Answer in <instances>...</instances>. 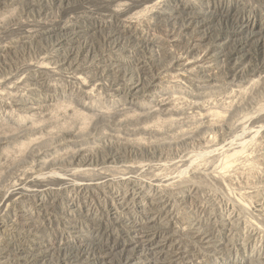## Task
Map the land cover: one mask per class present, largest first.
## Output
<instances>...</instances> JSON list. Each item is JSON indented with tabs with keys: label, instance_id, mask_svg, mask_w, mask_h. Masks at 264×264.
I'll list each match as a JSON object with an SVG mask.
<instances>
[{
	"label": "rangeland",
	"instance_id": "1",
	"mask_svg": "<svg viewBox=\"0 0 264 264\" xmlns=\"http://www.w3.org/2000/svg\"><path fill=\"white\" fill-rule=\"evenodd\" d=\"M0 264H264V0H0Z\"/></svg>",
	"mask_w": 264,
	"mask_h": 264
},
{
	"label": "bare ground",
	"instance_id": "2",
	"mask_svg": "<svg viewBox=\"0 0 264 264\" xmlns=\"http://www.w3.org/2000/svg\"><path fill=\"white\" fill-rule=\"evenodd\" d=\"M239 153L242 155V153H241V152H239ZM236 154H237V156H238V152H237ZM236 154H235V155H236ZM232 155H234V153H233ZM235 155H234V156H235ZM241 155H240V156H241ZM237 156H236V158H237ZM232 158H233V157H232ZM236 158H235V159H236ZM228 159H229V157H228ZM235 159H234V161H235ZM232 160H233V159H232ZM226 162H227V161H226V159H225L224 163L222 164V165H223V167H224V165H226V164H227L226 166H227V167H229V168L233 166V165H231V166L229 165V163H228V162H229V160H228V162H227V163H226ZM230 164H231V159H230ZM228 165H229V166H228ZM226 166H225V167H226ZM225 167H224V169L226 170V168H225ZM222 169H223V168H222Z\"/></svg>",
	"mask_w": 264,
	"mask_h": 264
}]
</instances>
